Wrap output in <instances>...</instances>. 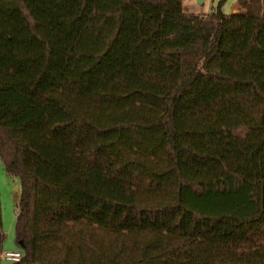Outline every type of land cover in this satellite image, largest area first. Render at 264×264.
I'll return each mask as SVG.
<instances>
[{"label":"trees","instance_id":"16d2710c","mask_svg":"<svg viewBox=\"0 0 264 264\" xmlns=\"http://www.w3.org/2000/svg\"><path fill=\"white\" fill-rule=\"evenodd\" d=\"M237 6L0 0L13 264H264V0Z\"/></svg>","mask_w":264,"mask_h":264},{"label":"rangeland","instance_id":"374dc122","mask_svg":"<svg viewBox=\"0 0 264 264\" xmlns=\"http://www.w3.org/2000/svg\"><path fill=\"white\" fill-rule=\"evenodd\" d=\"M237 0H183V7L191 13L205 14L220 7L224 14H229L236 7ZM21 182L19 178L8 175L0 157V202L2 209V226L5 234L4 253L19 252L16 244V216L17 205L21 196ZM1 264H13L1 260Z\"/></svg>","mask_w":264,"mask_h":264},{"label":"built area","instance_id":"2783aa9c","mask_svg":"<svg viewBox=\"0 0 264 264\" xmlns=\"http://www.w3.org/2000/svg\"><path fill=\"white\" fill-rule=\"evenodd\" d=\"M21 258H22V253L20 251L3 253L2 255V259H5L6 261H9L12 263L20 262Z\"/></svg>","mask_w":264,"mask_h":264},{"label":"crops","instance_id":"0c3cea01","mask_svg":"<svg viewBox=\"0 0 264 264\" xmlns=\"http://www.w3.org/2000/svg\"><path fill=\"white\" fill-rule=\"evenodd\" d=\"M200 3H203V0H199ZM238 12V6H237V3H236V7H233L231 9V11L229 12V14H235ZM205 14H208V13H205ZM200 15H203V14H200Z\"/></svg>","mask_w":264,"mask_h":264}]
</instances>
